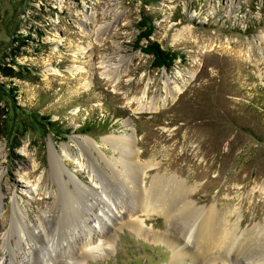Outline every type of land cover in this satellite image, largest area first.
<instances>
[{
  "label": "rangeland",
  "instance_id": "rangeland-1",
  "mask_svg": "<svg viewBox=\"0 0 264 264\" xmlns=\"http://www.w3.org/2000/svg\"><path fill=\"white\" fill-rule=\"evenodd\" d=\"M150 17L151 42L185 55L171 68L155 67L152 56L135 46L139 23ZM109 23L110 35L98 42V26ZM104 56L114 63L123 58L115 82L100 67ZM164 73L172 82L188 80L184 90L159 102L158 110L139 109L146 87V107L164 95ZM124 135L148 167L138 184L148 187L157 173L173 175L188 187L186 200L230 210V224L239 218V234L264 224V0H0V260L17 239L12 235L2 245L14 198L27 224L40 226L41 216L58 214L65 191L75 188L65 172L59 179L51 167L52 147L63 155L62 166L86 184L113 187L115 198L127 194H119L124 186L115 182L109 161L119 155L113 141ZM72 198L80 207L87 202ZM135 218L150 232L181 235L163 214L138 211L127 219ZM119 222L113 244L101 245L107 250L76 264L171 262L166 240L145 238L132 222Z\"/></svg>",
  "mask_w": 264,
  "mask_h": 264
},
{
  "label": "bare ground",
  "instance_id": "bare-ground-1",
  "mask_svg": "<svg viewBox=\"0 0 264 264\" xmlns=\"http://www.w3.org/2000/svg\"><path fill=\"white\" fill-rule=\"evenodd\" d=\"M87 19L90 18L87 17ZM95 22L96 19H93V23ZM80 24L84 25L82 22ZM109 27L110 23L107 26H98V42L102 43L105 35H110L111 31L106 33L112 28L109 29ZM90 31L92 32L91 29ZM122 62L123 58H120L119 63H114L113 56H104L100 67L103 68L105 77L115 82L123 71L121 69ZM74 69L77 71L80 67L75 66ZM164 77V95L154 97L150 106L146 107L147 104L142 100L147 95L148 87H146L143 95L139 98L141 106L139 109L158 110L159 102L162 101L164 105L170 98H176L188 82V80H183L182 84L172 82L168 73H164ZM189 77H193L192 72L189 73ZM85 84H89V82ZM122 137L113 141V149L117 150L119 155L109 160L116 167L114 170L117 171L115 182L117 179L124 186L119 190V194L127 193L118 198L113 197V187L108 189L102 182H96L95 185L86 184L77 177V171L64 168L62 166L63 155L61 156L60 153L55 152L53 147L51 148V167L59 174V179L65 172L68 175V180L74 182L75 188L68 187L65 191L66 204L58 214L51 216L47 211L41 216L40 226L31 227L27 224L24 219L25 211L14 198L11 223L4 234L2 245H5L6 239L12 235H16L17 239H15V244L7 249L0 264H76L80 260L79 258L87 259L99 250H107L106 248L113 244L115 234L113 227L118 225L119 221L122 222L121 224L132 222V227L140 236L151 238L156 242L166 240L173 251L169 264H239V256L249 264H264V224L256 223L239 234V218L230 224V210H222L217 205H212L209 208L198 207L193 204V201L186 200L188 187L183 179H177L173 175L164 178L157 173L156 176H153L148 187L143 185L144 183L138 184V180L143 178L148 167L145 163L144 165L137 161L138 152L135 150V142L132 137L127 135ZM102 141H107V137H103ZM89 142L95 145L93 140H89ZM69 145V143L63 145L66 158L70 154L66 150ZM1 152L2 145L0 144V155ZM130 165H133L131 173L127 171ZM81 166V168H88L82 163ZM2 173H0V177ZM26 173L28 174V172ZM88 174L91 177L95 176V166L91 168V171H88ZM28 183H32V180L27 181L21 187L24 189L23 191H28ZM99 185L100 190L97 189ZM21 188L18 189L22 190ZM86 194L91 195L94 200L86 198ZM94 195H97L99 199ZM73 196L86 199L85 206L74 205L76 202L73 200ZM57 197L59 198V196ZM58 198L57 202L59 203L60 199ZM57 202L56 205L59 206ZM69 202L73 204L71 208ZM138 211L163 214L169 222H176L175 224L181 228V235L174 238L167 232L152 230L150 232L143 225V220L127 219L133 217ZM175 234L177 233H173V235ZM253 241H255V248L253 246L245 251ZM193 242L197 245L198 251L195 250L196 248L190 250L187 246ZM101 245L107 247L104 248ZM204 254V261L201 262L203 259L201 255Z\"/></svg>",
  "mask_w": 264,
  "mask_h": 264
},
{
  "label": "trees",
  "instance_id": "trees-1",
  "mask_svg": "<svg viewBox=\"0 0 264 264\" xmlns=\"http://www.w3.org/2000/svg\"><path fill=\"white\" fill-rule=\"evenodd\" d=\"M140 33L136 40V48H141L145 53L149 54L153 58V65L158 68L174 66L178 58H185V55L177 50L165 49L157 41H152L150 37L154 34L155 25L152 18H144L139 23ZM147 39L146 46L141 45V41ZM50 126H55V121L48 122Z\"/></svg>",
  "mask_w": 264,
  "mask_h": 264
}]
</instances>
